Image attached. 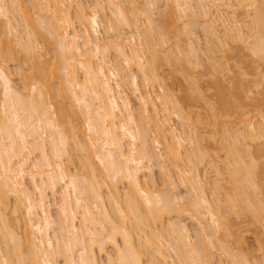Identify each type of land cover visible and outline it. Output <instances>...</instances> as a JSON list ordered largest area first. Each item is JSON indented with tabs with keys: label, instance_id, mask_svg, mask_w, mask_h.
Segmentation results:
<instances>
[{
	"label": "bare ground",
	"instance_id": "obj_1",
	"mask_svg": "<svg viewBox=\"0 0 264 264\" xmlns=\"http://www.w3.org/2000/svg\"><path fill=\"white\" fill-rule=\"evenodd\" d=\"M155 1H144L148 13ZM170 1L175 5L164 2L168 10L155 26L135 0H0V264H213V248L231 258L229 243L243 247L241 217L264 228L262 93L251 95L254 81L239 64L227 87L230 69L218 60L234 49L247 67L248 53L263 76L264 0ZM132 8L146 13L144 30ZM180 15L194 28L202 24L203 45L190 25L177 27ZM101 22L112 41L99 36ZM121 27L143 37L127 45ZM169 41L171 52L160 57L158 46ZM108 45L121 63H112ZM162 59L183 70L189 99L207 97L189 71L205 67L213 90L206 116L164 90L156 66ZM20 60L27 67L17 66V86L9 64ZM171 117L193 131L185 136L191 148ZM203 126L208 130L198 133ZM220 148L225 161L216 155ZM203 162L215 173L211 189L198 170ZM186 220L196 225L194 235ZM234 255L235 264H264L262 255Z\"/></svg>",
	"mask_w": 264,
	"mask_h": 264
},
{
	"label": "rangeland",
	"instance_id": "obj_2",
	"mask_svg": "<svg viewBox=\"0 0 264 264\" xmlns=\"http://www.w3.org/2000/svg\"><path fill=\"white\" fill-rule=\"evenodd\" d=\"M28 1V4H29V0H27ZM82 2H84V0H81ZM132 1H134V0H132ZM138 2V3H142L143 4V6H144V4L145 3H147V2H144L145 0H135V2ZM147 1V0H146ZM155 1V0H154ZM168 1V0H167ZM167 1L166 0H157V5L156 4H154L155 6H154V8L151 10V13H152V18H153V21H154V24H155V26H157L158 25V23L160 22V18H161V15L163 16V13L164 12H167V11H165L166 9L168 10V8H167V5H165L164 6V2H165V4L167 3ZM156 2V1H155ZM154 2V3H155ZM170 2H172V1H170L169 0V3L168 4H170ZM195 2V1H194ZM194 2H192V3H194ZM27 3V2H26ZM173 3V2H172ZM136 4V5H135ZM134 4V2H132V5H135L134 7L137 9V10H140V12L141 11H143V10H145V12L147 13V14H149L150 13V11H149V13L147 12L148 10H146V6H144L145 7V9L143 8V6H142V8H141V6H139V5H137V3H135ZM195 4V6H196V2L194 3ZM194 4H192V6L194 5ZM102 5H104L105 6V3L103 2L102 3ZM173 5H175L174 3H173ZM173 5H171L172 6V9H173V11L175 12V11H177L176 9H175V7L173 6ZM195 6H193V7H195ZM133 7V6H132ZM140 9H139V8ZM170 7V6H169ZM174 7V8H173ZM192 7V8H193ZM135 8H132V12L133 13H136V15L137 16H134L133 18H136V19H139L138 21H137V23L139 24V28L140 29H142L141 27H145L146 28V21L144 20V18L143 17H145V16H143L144 14L146 15V13L145 12H143L144 14L142 15L141 13H139L138 14V12H134V11H136V9ZM133 9H134V11H133ZM171 9V8H170ZM175 9V10H174ZM195 9H197V6H196V8H194L193 10H195ZM213 10V8L211 7V11ZM105 11H106V13L107 14H109V9H108V7H106V9H105ZM196 11V10H195ZM131 12V13H132ZM174 12H173V15H174V17L176 18L177 17V15L175 16V14H174ZM130 13V15H131V17L133 16L132 14ZM150 13V14H151ZM141 14V15H140ZM165 14V13H164ZM176 14H178V12L176 13ZM180 14V13H179ZM189 14V13H188ZM135 15V14H134ZM190 15V14H189ZM189 15H187L186 17L184 16V15H182V16H184L183 18H182V16H181V18H182V20L181 19H179V21H177V23H178V25H177V27L179 28V24L181 23L182 24V22H183V25H184V23H185V25L187 26V25H190L189 26V28H190V32L192 31V33L194 34V36H195V39H199L200 41H199V44L200 45H203L204 44V41H205V39H206V36H207V34H205V32L204 31H202L203 29H201L202 28V24L200 23V24H195L194 26H197V27H193V25H191V22H190V24L188 23V17H189ZM100 17H101V20H102V22H103V16H102V13L100 12ZM178 18H179V15H178ZM187 20H186V19ZM17 19H18V24L19 25H21V21H20V18L19 17H17ZM185 20V21H184ZM190 20V19H189ZM145 21V22H144ZM187 21V22H186ZM101 22V24H100V26H99V28H98V31H99V36L103 39V42H108V40L109 41H112L113 40V38H110V39H108L107 37H108V35L106 34V32H105V30H104V24ZM141 22V23H140ZM156 22H157V24H156ZM143 23V24H142ZM187 23V24H186ZM141 24V25H140ZM160 24V23H159ZM74 26L76 27V30L77 31H79L80 30V27H79V25H78V23H77V21H75L74 22ZM193 28H192V27ZM200 26H201V28H200ZM118 27H120V26H118ZM143 27V29L142 30H144L145 28ZM180 27H183V26H181L180 25ZM20 29H22L23 27H19ZM187 28V27H186ZM189 28H188V30H189ZM180 30H182L181 28H179ZM119 31H120V33H121V35H122V38L124 39V41L126 42V44L128 45V44H136V43H138L137 42V38L138 39H141L142 37H137V38H135V39H133L132 38V34H131V32H130V30L129 29H127V28H125V27H121V28H119ZM146 32V31H145ZM144 31L142 32V33H145ZM154 32V31H153ZM181 32V31H180ZM141 33V34H142ZM146 34V33H145ZM136 35V34H135ZM154 35V37L156 36L155 34H153ZM137 36V35H136ZM184 36V35H183ZM182 35H181V38H184ZM135 37V36H134ZM188 37V36H187ZM186 37V38H187ZM157 38V37H156ZM186 38H184V39H186ZM198 39H197V41H198ZM136 40V41H135ZM182 41V40H181ZM180 41V42H181ZM184 41V40H183ZM182 41V42H183ZM186 42V41H185ZM184 43V42H183ZM183 43H181V44H183ZM202 43V44H201ZM180 44V45H181ZM185 44V43H184ZM187 44V43H186ZM109 46V45H108ZM169 46H173V44H172V41H169L167 44H163V45H159L158 46V48H159V50H160V54H162V53H169V52H171L170 50H168V47ZM184 46V45H183ZM183 46H181V47H183ZM214 46H216V47H218V44H216L215 43V45ZM232 46V45H231ZM107 47V46H106ZM111 46H109V47H107V48H110ZM106 48V49H107ZM185 48H189L188 46H186ZM185 48L184 49H182V53H183V51L185 50ZM219 48V47H218ZM244 48V47H243ZM43 51H45V57L44 58H46V59H49L50 60V55L52 54V52H51V50L52 49H50V48H48L47 47V45L45 46H43ZM173 50H174V48H172ZM245 49V48H244ZM173 50H172V52H173ZM186 50H188V49H186ZM185 50V53L187 52ZM243 50V49H242ZM107 52L109 51V49H107L106 50ZM114 51V49H112V48H110V51L108 52L109 54H107L108 55V57L110 58V60L112 61V63H114V64H116V61L117 62H119V63H121L120 61H118L117 60V56H116V54H115V52H113ZM177 51V50H176ZM176 51L174 52V53H176ZM51 54H50V53ZM191 52V51H190ZM189 52V50H188V53H190ZM247 52L245 51V50H243V54H246ZM164 54H162V55H159L160 57H164ZM191 54L192 53H190L189 55H190V57H191ZM150 55V54H149ZM148 55V57H150ZM179 55V54H178ZM178 55H176V56H178ZM182 55V54H181ZM181 55H179V56H181ZM216 56L218 55L219 56V52L217 53V48H216V54H215ZM247 56L245 57L246 59V61L245 62H247L246 63V65H247V67L244 65V64H241L240 62H239V60H240V57H239V55H238V53H237V51H235L234 49L232 50V51H230V52H227L226 53V56H224L223 58H221V59H219L220 58V56L218 57V60H220V62H223V63H225L224 65H223V67H227L228 69H230L229 71H224V80H223V83L227 86V87H230V85H231V82H230V80H231V78H230V76H231V74H232V69L234 68V67H238V64H239V68H240V70L241 71H247L248 72V74H247V78L248 79H251V80H253L254 82L252 83V84H250L251 85V87H252V91H253V93L251 94L252 96L254 95V94H256L257 92H261L262 94H261V96H262V100L264 101V78H262L263 76H264V64L262 65L261 63V72H262V74H263V76L261 75L260 76V71H258V69H253L252 68V66L250 65L251 64V56L247 53L246 54ZM166 56V55H165ZM178 56V57H179ZM183 56H184V54H183ZM186 56H187V54H186ZM185 56V57H186ZM193 56V55H192ZM182 57V56H181ZM181 57H179V58H181ZM151 58V57H150ZM183 58V57H182ZM194 58V57H193ZM193 58H191V60H195V58L193 59ZM163 61H160L156 66H157V69H158V72L159 73H161L160 75H163L162 77H163V81H164V86L165 87H163L164 88V90H165V88H166V90L165 91H167V90H169L168 92L169 93H171L172 95H174L175 97H179L180 96V100L182 101V99H183V101H185V102H183V104L184 103H186V104H188L186 107H188L189 105H191V108L193 109V112L194 111H196L195 113H200L201 114V116H206L205 115V111H206V109L207 108H209L208 107V105H206V102H209L208 100H209V95H211L212 94V92H213V90L211 89V85H210V76H209V74H207V71H206V69H205V67H203L202 65H201V67L198 65V62H196V64L195 65H198L199 67H196V66H194L195 68H193L192 70H189L190 71V73H191V71H192V74L195 76V82H196V84H198V86L202 89V91L205 93V95L207 96L206 98H203V99H199L196 95H193L192 97H190V99L189 98H186V90L190 87L189 86V81L187 80V78H186V76H185V74L183 73V70L181 71V70H179V69H176V68H178V66L176 65V67L175 66H173L174 64H172V67H170V62H168V64H167V62H165L164 60L165 59H162ZM22 60H20V61H16L17 63H14V62H12V63H14L13 65H11V63L9 64V67H10V70L12 71V73H13V78H14V83H16V85L17 86H19L20 84H22V80H20V78H22V76H21V74L19 75V70H18V68L20 69L21 67L24 69V68H26L27 67V65H25V63H23V62H21ZM19 62H21V63H19ZM176 62V61H175ZM118 63V64H119ZM174 63V62H173ZM20 64V65H19ZM117 64V65H118ZM122 64H124V63H122ZM193 64H194V62H193ZM241 64V65H240ZM22 65V66H21ZM121 65V64H120ZM118 66L119 68L121 67L122 68V65L121 66ZM17 66H18V68H17ZM20 66V67H19ZM180 67V66H179ZM126 68V67H125ZM124 66H123V71H124ZM239 68H236V69H239ZM127 69H129V68H126L125 69V71L127 70ZM181 69V68H180ZM191 69V68H190ZM135 70V71H134ZM122 70L120 71L121 72V74L122 75H124L126 72L124 71L123 72ZM134 72V73H136L137 71H136V69H133V70H130V72ZM251 71V73H249ZM253 71V72H252ZM132 72V73H133ZM124 73V74H123ZM129 73V72H128ZM138 73V72H137ZM255 73V75H253V74ZM140 75V73L139 74H136V76H137V79H138V82H139V84H141V75ZM191 75V74H190ZM21 76V77H20ZM126 78V77H125ZM194 78V77H193ZM122 87V89H123V91L125 92V94L130 98V100H131V105L133 106V108L136 110L137 109V107H138V103H137V101H135L134 100V97H133V95H132V93H131V91H129L125 86H121ZM142 89H143V87H141ZM157 90V91H156ZM154 92L156 93H161V89L160 88H154ZM173 96V97H174ZM177 97V98H178ZM182 98V99H181ZM185 104V105H186ZM262 104H263V102H262ZM190 108V109H191ZM263 108H264V104H263ZM189 109V110H190ZM188 110V109H187ZM192 111H190V113H191V115L193 116V115H196L197 116V114H195V113H193ZM199 114V115H200ZM253 115V114H252ZM194 117V116H193ZM255 117V118H254ZM254 117H253V119H252V121H254L255 122V120L257 121V120H259L258 118H257V115L255 116L254 115ZM195 118V117H194ZM171 121H172V123L174 124V126H175V128L180 132V133H182V134H185V135H183L184 137L186 136H188V134L190 133L191 134V132H193V131H190L189 132V129L187 130V128L185 127V128H183L182 126H181V123L178 121V120H176L175 119V117L174 118H172L171 117ZM255 119V120H254ZM220 127V126H219ZM206 130H208L207 129V127H204L203 126V128H201V129H199L198 131V133H203V132H205ZM184 131H185V133H184ZM151 133V132H150ZM195 133H197V132H195ZM153 133H151L150 134V137H149V139H151V137L153 136L152 135ZM185 137V138H186ZM188 138V137H187ZM187 138L185 139V142H184V148H191V146L189 145V143H188V140H187ZM219 138V137H218ZM217 138V139H218ZM189 139V138H188ZM187 140V141H186ZM150 141V140H149ZM218 142L220 141V139L219 140H217ZM188 143V145H187V143ZM205 142V141H204ZM203 142H201V144H202ZM211 143V142H210ZM210 143H207L206 142V144H210ZM206 144H202V146L203 145H206ZM212 144H215V143H213L212 142ZM222 144V143H221ZM216 145H219L218 143L216 144ZM213 146V145H212ZM205 147V146H204ZM210 147V146H209ZM220 147V146H219ZM162 147H157V149H155V150H157V151H159V149H160V151H159V153L162 151V154H164L163 153V151H164V149L162 150L161 149ZM212 149V148H211ZM216 149H217V147H216ZM215 149V150H216ZM214 150V151H215ZM219 150V149H218ZM217 151V150H216ZM225 150H223L222 151V149L220 148V150H219V152L218 153H216V155L218 156V159L220 160V161H225ZM208 160V159H207ZM205 161H206V158H205ZM206 162H208V161H206ZM206 162H203L202 164H201V166H199V173H203V175H205L206 176V178H207V181H209V184H208V187L211 189V186H213L212 184H213V182H214V178H216V177H214L215 176V173L213 172V171H211V169L210 168H208L209 166H208V164H206ZM76 163V165L75 166H77L78 164V160L75 162ZM204 164V165H203ZM206 165V166H205ZM208 166V167H207ZM152 172L154 173L153 174V176H154V178H155V180H156V182L158 183V185L159 186H161L162 185V182H163V178H162V175H161V173H160V170H159V165L157 166V165H155L154 164V166L152 167ZM226 176V175H225ZM225 178V177H224ZM226 179H227V177H226ZM225 179V180H226ZM221 182H222V180H221ZM225 181H223L222 183H224ZM224 185V184H223ZM163 186V185H162ZM183 190L184 189H182V187L181 186H178V191H181L182 193H184L183 192ZM175 191H177V190H175ZM47 192V194L49 193L48 192V190L46 191ZM180 192V193H181ZM55 202H59V200L58 199H56L55 200ZM56 206H52L51 207V210H50V214L54 217L55 215H56V211H57V208H55ZM245 219L246 218H244V217H241L240 219H239V221H241V229H242V235L244 236V245H243V247H241L240 245H238V244H236L235 242H231V243H229L230 245L229 246H227V248L229 247L230 248V246H231V248L230 249H232V250H230L229 249V252L231 253L230 255H231V258H230V256L228 257V256H226V255H224V253L222 254V252L221 251H218L217 250V248L215 249V248H213L214 249V251H215V256H214V258H215V260L213 261V264H235V263H232V260H229V258L230 259H232V255H233V253L235 254L234 255V259L236 260V259H238V260H236V261H239V260H243V258H244V256L246 255V254H248V253H251V254H253L255 257L257 256V258L258 257H260V259H261V255L262 256H264V228L262 227V225L261 224H258L257 223V225L256 226H254V225H247L246 223H245ZM263 222V221H262ZM262 222H260V223H262ZM186 223L188 224V227H189V229H190V233H192V235H194V233H195V230H196V225L193 223V222H191L190 220H186ZM191 235V236H192ZM218 235L219 236H221L222 234H221V232L220 233H218ZM108 251L110 252V251H112L111 250V248H108ZM221 254H220V253ZM233 252V253H232ZM228 257V258H227ZM264 258V257H263ZM262 258V259H263ZM233 259V260H234ZM245 259V258H244ZM240 261V262H241ZM60 263H61V260L59 261Z\"/></svg>",
	"mask_w": 264,
	"mask_h": 264
}]
</instances>
